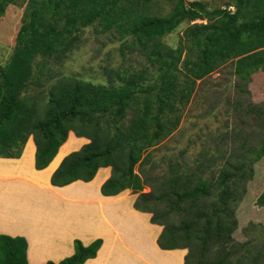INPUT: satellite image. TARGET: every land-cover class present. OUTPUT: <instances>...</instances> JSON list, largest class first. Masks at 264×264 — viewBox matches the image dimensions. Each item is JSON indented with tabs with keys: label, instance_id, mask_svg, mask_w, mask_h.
I'll return each instance as SVG.
<instances>
[{
	"label": "trees",
	"instance_id": "obj_1",
	"mask_svg": "<svg viewBox=\"0 0 264 264\" xmlns=\"http://www.w3.org/2000/svg\"><path fill=\"white\" fill-rule=\"evenodd\" d=\"M9 2L0 0V17ZM168 2L163 11L157 0H28L14 52L7 63L0 62V157L19 158L33 135L35 167L44 169L73 131L90 141L62 160L52 174L53 185L89 182L110 166L112 175L101 187L105 196L152 186L135 208L150 212L152 222L164 226L158 239L163 250L188 248L185 264H259L264 224H254L260 237L240 246L233 233L238 201L246 192L239 182L254 174L246 166L264 158V105L245 110L256 115L261 135L248 147V156L208 179L204 169L211 165L201 159L198 167L170 159L163 168L152 150L178 127L198 81L227 63L233 69L228 90L250 93L252 82L264 84V0H226L225 7L203 0ZM184 22L188 26L177 46H169L164 38ZM91 26L131 41L146 54L154 73L147 66L117 70L106 83L61 70L56 79L48 78L51 58L64 62ZM88 186L87 195L94 194V186ZM257 203L264 205V189ZM102 244V238L88 245L75 238L72 255L46 264H84ZM27 251L25 236L0 233V264H29ZM171 252L167 263L181 264L183 250Z\"/></svg>",
	"mask_w": 264,
	"mask_h": 264
},
{
	"label": "rangeland",
	"instance_id": "obj_2",
	"mask_svg": "<svg viewBox=\"0 0 264 264\" xmlns=\"http://www.w3.org/2000/svg\"><path fill=\"white\" fill-rule=\"evenodd\" d=\"M186 1L190 2L192 0ZM203 1L208 3L211 7H225L226 5V0ZM27 4L28 0H10L3 16L0 17V62L2 65L9 61L14 52L16 36L20 25L22 24L23 17H25ZM156 5L163 7V11H165L164 9H169L168 0H157ZM230 8L231 10H234L233 6ZM199 21L201 20H197V22ZM187 26V22L182 23L173 33L164 38L165 42L168 43L169 46L176 47L180 35L184 32ZM129 42L131 43V41L127 39H121L120 35L115 31L103 32L98 26L87 27L81 33V38L77 46L71 51V53H69V56L64 62L60 63V61L51 58L49 66L46 68L51 74L48 78L52 77V80L56 79L54 77H58L59 75L56 74L61 70L67 73L78 74L86 80L106 83L108 81L109 73H112L116 78L115 71L117 70L124 69L133 71L140 70L144 66H147L150 71L154 73L155 68L147 59L146 54L139 47L134 46ZM230 65V63H227L222 66L217 71L213 72L204 82L200 80L198 81L195 93L190 102L181 112V122L178 127L172 134L158 144L155 149H153V147L149 148V150L153 149L152 153L154 158L157 161L162 162L161 164L163 168H166L167 161L170 159H177L192 167L196 165L198 167L197 161L201 159L200 161L211 165L204 169L206 172L205 178L208 179L212 175H216L217 171L223 168L226 164H237L238 160L242 157L248 156V147L255 145L259 141L261 135L259 126L256 124L258 123L256 115L254 112L246 114L245 110L250 109L251 111V105L257 107L264 105V84L252 82L248 87L250 93L241 92L240 94H237L231 89V87V91L228 90L229 85L227 81L233 70ZM41 88L42 87L40 86L37 90L39 91ZM30 92L34 93L33 90ZM243 124L245 125L242 126ZM89 141L90 140L87 137L77 136L73 131H70L67 139L59 147L53 162H51L46 168L37 171L33 169V153L36 155L37 148L34 136L30 135L24 144L22 151L23 156L21 154L22 157L20 156L21 158L19 157V160L0 157V175H4L3 173L14 174L17 170H23L28 174H34L36 178H43L42 180H45L50 172L58 165V163H61L69 153L79 150ZM250 165L254 168L252 178H243L238 185L239 189L244 188L246 185V192L242 193V197H240L238 201L236 209L238 226L233 233V239L239 244V246L246 243L251 238L260 237L257 234H254L257 230L254 224H264V205H259L257 203V198L264 189V158L253 164H249L245 169H248ZM136 171L139 174H142L143 177L146 176L139 166ZM107 174L108 170H99L98 175L89 182L83 183L76 181L77 183H80L81 186H77L76 182H72L73 184H68L70 186L65 185L55 187H62V189H56L54 191H50V188H44V193L48 194L50 204L55 199L57 200L56 202L54 201L51 208L56 207L60 209V212L63 215L60 213L58 214L63 220L67 218L69 219V221L66 222L67 224H70L73 217L76 215H81L82 210L86 212L87 209H89L90 212L93 213L98 212V210L101 209L104 212H109L111 215L110 218L116 220V223L123 225L128 233L129 228L126 225L125 220L118 216L119 210L130 209L132 203L134 209H136L135 204L141 193L150 192L152 186L147 183L140 193H133L132 191L125 190L111 198L103 197L99 194L98 188ZM111 175L112 168L110 177ZM16 177L19 176H15L13 179H16ZM33 177V175L29 177L27 182L21 187L22 189H25V192H27L34 200L33 209L31 210V207L24 206L25 201L22 203V200H24L22 189L18 192L19 195L11 193L9 189L7 191V198H3L5 203L2 202L1 205L4 207L7 206L6 204L11 201V195H14V200L11 204L8 203L7 206L10 214L3 213V216L15 219L16 213L19 211L25 213V215L33 213L32 216H36L39 213L41 206H44L45 196H43L44 193L39 189L37 184L32 182L35 181L33 180ZM158 181L159 179L156 178L154 183H158ZM88 184L94 186V194L87 195V193L91 192L92 188L89 186L87 187ZM96 191L99 194L98 196L96 195ZM15 196H18V198ZM64 196V202L58 201ZM0 209H2L3 212H7L3 208ZM24 209H26V211H24ZM71 212L73 213V216L70 215ZM148 213L150 219L149 222L153 225L152 230L154 239L152 242L153 252L150 257H146L148 261H151V264H168L166 258L168 259L167 256H171L173 252L161 250L155 243V239L158 243L159 236L163 232L164 226L152 222V214L150 212ZM81 218L83 221H87L82 215ZM0 219H2V217ZM34 220L35 218L32 223L35 222ZM93 222L94 220L92 222L89 220L87 221V224H92ZM135 233H138V231L134 230L132 227V246L140 244L139 248L142 249L144 253L147 249L146 246L142 247L141 245L145 244L142 243L144 237L141 235L139 240ZM175 249H184L186 254L188 252V248H174L170 250ZM220 253L223 255L225 252L222 250ZM215 254V251L211 253V259L215 260ZM185 255L183 258H185ZM259 264H264V259H261Z\"/></svg>",
	"mask_w": 264,
	"mask_h": 264
},
{
	"label": "crops",
	"instance_id": "obj_3",
	"mask_svg": "<svg viewBox=\"0 0 264 264\" xmlns=\"http://www.w3.org/2000/svg\"><path fill=\"white\" fill-rule=\"evenodd\" d=\"M10 159L19 160V158H10ZM59 164L60 163H58V165ZM58 165L50 172L49 176L45 178V180H42L43 178L42 179L36 178V176L32 174L34 176L33 180H35L32 182L34 184L36 183L39 189L43 193H44V188H50V191L51 190L54 191L56 190L55 187H60L53 185L51 182L52 174L57 169ZM33 169L38 171V169H36L35 167V153H33ZM99 170H108V174L100 183L98 192L103 197L111 198L112 196H105L101 192L102 183L110 177L111 167L110 166L102 167ZM98 172L96 176L98 175ZM3 174L4 175H0V208H3L7 212H3V210L0 209V214H1L0 218L2 217V219H0V233L10 234L13 236L21 235L27 238L28 240L27 253H28L29 264H46L48 260L59 261L64 257L72 255L75 251L74 248L75 238L82 239V241L86 245L90 244L96 238H102L104 240L103 245L101 246V248L97 253V256L88 259L84 264H140V263L151 264V261H148L146 257V256L150 257L151 253L153 252L152 242L154 239L153 230H152L153 225L150 224L149 222L150 219L148 212H140L134 209L133 203L130 209L119 210L118 216L121 219L123 218L125 220L126 225L129 228L128 233L126 232V228L123 225L116 223L117 222L116 220L110 218L111 215L109 212L106 211L104 212L101 209L98 210V212H93V213L90 212L89 209H87L86 212L84 210L81 211V215L82 217H84L85 220L87 221L90 220L91 222L94 220L92 224H87V221H83L80 214L73 217L71 223L67 224L66 222L69 221V219L67 218L63 220L61 218V216L58 214L60 213L61 215H63L60 212V209L56 207L51 208L54 201L56 202L57 200L55 199L50 204V201L48 199L49 197L48 194L44 193L43 194V196H45L44 206H41V210L36 216H32L33 213H30L29 215H25V213L19 211L18 213H16L15 219H10L3 216V213L10 214V211L8 210L7 206L8 203L11 204L12 201L14 200V195H11V201L8 202L6 204L7 206L5 207L1 205L2 202L5 203V200L3 198H7L8 196L7 191L9 189L11 193L19 195L18 192L22 189L21 187H23V185L27 182L28 178L31 177L32 175L24 172L23 170H17V172L14 174H8V173L6 174L3 173ZM15 176H19V177L13 179L15 178ZM76 181L86 183L83 180H76ZM76 181H74V183ZM76 184L77 186H81L80 183L76 182ZM47 185H50L51 187ZM126 191H131V190L127 189ZM22 193L24 194L23 195L24 200H22V203L25 201L24 206L25 205L26 207L29 206L31 207L32 210L34 207V203H33L34 200L29 196L27 192H25V189H22ZM99 194L96 193L97 196ZM15 197L18 198V196ZM63 198H65V196L59 199L58 201L64 202L65 199ZM24 211H26V209H24ZM70 215L73 216V213L71 212ZM34 218H35L34 220L35 222L32 223ZM36 219L39 221H37ZM132 227L134 228V230L138 231V233H135V235L138 237L139 240L141 235L144 237L142 243L145 244H141L142 247L146 246L147 248L144 253L142 249L139 248L140 244L139 245L135 244L132 246ZM155 243L158 246L156 239H155ZM180 250H183L182 264H184L185 258L183 257L186 254V252L184 251V249H180ZM168 251H179V250L177 249V250H168Z\"/></svg>",
	"mask_w": 264,
	"mask_h": 264
},
{
	"label": "clouds",
	"instance_id": "obj_4",
	"mask_svg": "<svg viewBox=\"0 0 264 264\" xmlns=\"http://www.w3.org/2000/svg\"><path fill=\"white\" fill-rule=\"evenodd\" d=\"M53 161V160H52ZM125 191V190H124ZM145 212V211H144ZM159 246V245H158ZM160 247V246H159ZM161 248V247H160ZM162 249V248H161ZM165 250H170V249H165Z\"/></svg>",
	"mask_w": 264,
	"mask_h": 264
}]
</instances>
